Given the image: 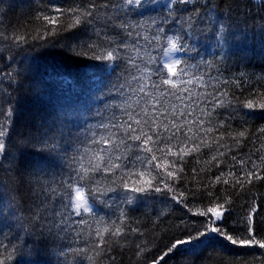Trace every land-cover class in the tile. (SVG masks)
I'll return each mask as SVG.
<instances>
[{
    "label": "trees",
    "instance_id": "1",
    "mask_svg": "<svg viewBox=\"0 0 264 264\" xmlns=\"http://www.w3.org/2000/svg\"><path fill=\"white\" fill-rule=\"evenodd\" d=\"M71 2L72 0H0V36L32 31L36 27L34 17L37 9L42 10L49 3H62L67 7ZM199 2L204 4L205 0ZM210 3L224 18L225 24H230L233 30L242 33V36L237 37L240 43L233 47L226 65H221L219 75L221 79L231 81L243 72L250 80L240 88L234 83L218 85L242 101L252 89L260 87L264 90V0H210ZM175 7L178 9L176 15H182L183 6ZM165 14V10L157 5H149L144 9L133 7L127 19L130 23H135L141 19L149 21L162 18ZM137 31L143 32V29ZM87 35V32L81 30V38ZM55 39L60 40L55 47L26 46L11 49L8 47L11 43L9 40L0 39V81H3L0 83V90L7 88L10 96L6 99L14 106V117L6 138L7 151L2 160L3 167H0V193L4 196L5 205L4 214L0 216V229L3 231L0 244L7 246L10 251L12 244L31 250L38 242L37 232L43 231L47 236L48 229L51 228L53 233H59L54 241L49 238L38 255L33 253L23 260L14 256L8 264H88L86 260L67 251L68 247L84 246L82 240L77 243L76 237L80 226L75 221L81 217H69L64 209L63 197L52 193L51 189L58 188L61 192L65 190L61 182L67 181L72 174L69 167L71 157L89 145L93 133L97 136L106 134L98 125L110 121L119 123L121 118H126L125 112L132 110L127 107L129 104L138 111L137 101L143 103L141 94L134 91L139 82L132 79L133 75L139 73L134 68H129L128 64V56L133 52L122 50V59L112 64L78 57L65 47L69 41L58 37L53 38V42ZM119 39L127 40L131 50L138 38L121 33ZM139 43L146 44L142 39ZM191 43L197 45L204 59L215 58L216 54L207 42ZM152 55H156V52H152ZM184 59L187 60L188 57L184 56ZM193 62L189 60V63ZM136 63L140 64L142 61L138 59ZM9 72L19 73L15 77L17 83L9 84L5 75ZM211 74L218 75L215 70ZM194 90L205 91L200 88ZM207 90L212 91L211 88ZM173 103L179 105L180 102L173 100ZM7 107L5 104V110ZM217 111L222 113L220 119L227 115L223 109ZM252 116L254 118L247 119L246 122L240 116L228 120L230 130L246 128L248 135L238 151L227 152L225 156L219 157L218 167L216 161L212 164L205 163L214 148H203L199 154L194 153L185 158L182 165L183 179L176 182V188L188 194L184 201L187 207L173 201L171 193L167 191L137 197L131 206L121 204L119 199L111 207L97 202V213L106 220L116 219L120 208H124L130 226L138 227L142 233L130 237L124 247L114 248L111 252L114 259L105 260L104 264H147L166 251L176 238H187L189 233L195 235L202 231L201 222L204 217L193 216L189 209L207 207L212 199L230 201L227 205L230 211L226 214L223 226L237 236L246 235L247 222L244 217L255 201L258 212L253 226L257 237L264 238V179L254 180L251 184L245 183L242 188L232 183H214L221 172H239V165L232 167L234 154L240 158L251 155L253 159L264 155V134L257 131L264 127V112L255 110ZM44 133H49L59 142L58 155L53 153L48 156L37 151L38 141ZM122 134L118 132V135ZM84 163H87L86 158ZM99 179L105 180L103 175ZM209 192L212 196L208 195ZM115 196V193H110L105 199ZM9 201L12 202L11 209L7 206ZM10 211L15 212V217L22 219L18 221ZM36 216L39 220L34 219ZM65 227L67 232L60 230ZM84 231H88L87 227ZM17 234L19 239H13ZM64 236L68 238L62 239ZM201 240L204 241V238ZM137 244L146 247L139 260L136 256ZM62 246L65 255L59 254ZM255 253L264 254V250L233 246L209 236L199 247L195 244L180 246L178 251L165 257L161 264H242L245 260L250 264H260Z\"/></svg>",
    "mask_w": 264,
    "mask_h": 264
},
{
    "label": "snow or ice",
    "instance_id": "2",
    "mask_svg": "<svg viewBox=\"0 0 264 264\" xmlns=\"http://www.w3.org/2000/svg\"><path fill=\"white\" fill-rule=\"evenodd\" d=\"M149 5L163 8L166 14L149 21H128V13L133 7L144 9ZM176 5L183 6V14L180 16L176 15ZM34 20V30L0 36V39L9 40L11 43L8 47L11 49L26 46L55 47L60 40L55 39L53 42V38L59 37L69 41L65 47L76 56L112 64L122 59V50L134 53L128 56V64L129 68H134L139 73L132 76L133 80L139 82L134 91L141 94L143 100V103L137 101L139 110L129 104L127 107L132 110L126 111V118H121L119 123L110 121L98 125L106 134L97 136L93 133L89 145L71 157L69 167L72 174L67 181L61 182L65 190L61 192L58 188L51 189L52 193L63 197L64 209L69 217H81L75 221L80 226L76 237L77 243L82 240L84 246L68 247V253L86 260L88 264H104L105 260L114 259L111 256L114 248L124 247L130 237L142 233L138 227L130 226L124 208H120L116 219L106 220L97 213V202L111 207L119 199L121 204L131 206L137 197L167 191L171 193L173 201L187 207L184 201L188 194L176 188V182L183 179L182 165L185 158L194 153L199 154L203 148H214L205 163L212 164L216 161L218 167L219 157L225 156L227 152L238 151L248 132L246 128L230 130L228 120L240 116L246 122L247 119L254 118L252 112L255 110L264 112V90L256 87L241 101L228 90L219 88V84L229 83L240 88L250 78L243 72L231 81L220 78L221 65H226L228 55L240 43L237 37L242 36V33L223 22L224 18L217 13L210 0H205L204 4H200L199 0H167L163 4L160 0H72L67 7L62 3H49L42 10L37 9ZM137 29H143V32ZM81 30L88 35L81 38ZM121 33L138 38L131 50L127 40L119 39ZM140 39L146 44L141 45ZM193 41L207 42L216 54L215 58L204 59L197 45L191 43ZM152 52H156V55H152ZM184 56L188 59H184ZM197 57L201 58L197 60ZM138 59L142 63L137 64ZM189 60L194 62L189 63ZM212 70L218 75L213 76ZM5 75L9 84L18 82L15 77L19 73L9 72ZM154 76L156 79H153ZM196 88L205 91L196 92ZM208 88L212 91H208ZM7 96H10L7 88L0 90V167H3L2 160L7 151L6 138L14 117V106L6 99ZM173 100L179 101V105L173 103ZM5 104L8 105L7 110L4 108ZM218 109L227 112L223 119L219 118L222 113ZM257 131L264 134V127ZM118 132L123 134L118 135ZM38 143V152L48 156L59 154V142L49 133H44ZM92 145L96 147L93 148ZM85 158L87 163H84ZM232 161V167L239 165V172H221L214 183H232L242 188L245 183L251 184L254 180L264 179V155L253 159L251 155L240 158L234 154ZM100 175H103L104 181L99 179ZM225 176L229 178L224 179ZM110 193H115L116 196L105 199ZM208 195L212 196V193L209 192ZM3 200L4 196L0 193V216L5 210ZM229 203V200L220 202L212 199L207 207L189 209L193 216L204 217L201 222L203 230L195 235L189 233L187 238H176L166 251L147 264H161L165 257L178 251L180 246L195 244L199 247L209 236L233 246L264 250V238L257 237L253 226L258 212L256 202H253L244 217L247 231L242 236L235 235L223 226L226 214L230 211L227 207ZM11 204L9 201V209ZM10 214L15 217V212L10 211ZM15 218L18 221L22 219ZM34 219L39 220V217ZM85 227L87 232L84 231ZM60 230L68 231L66 227ZM58 234L53 233L51 228L48 229L47 236L43 231L37 232L38 242L31 250L12 244L10 251L7 246L0 244V264H8L14 256L23 260L33 253L38 255L49 238L54 241ZM0 235H3L2 229ZM13 239H19L18 234ZM136 248L139 260L146 247L137 244ZM59 254L65 255L63 246ZM255 256L260 264H264V254L255 253ZM242 264L250 262L245 260Z\"/></svg>",
    "mask_w": 264,
    "mask_h": 264
},
{
    "label": "rangeland",
    "instance_id": "3",
    "mask_svg": "<svg viewBox=\"0 0 264 264\" xmlns=\"http://www.w3.org/2000/svg\"><path fill=\"white\" fill-rule=\"evenodd\" d=\"M255 1L259 2L260 0H255ZM166 2H167V0H160V3H161V4L166 3ZM176 55H178V54H176ZM178 56H179V55H178Z\"/></svg>",
    "mask_w": 264,
    "mask_h": 264
}]
</instances>
